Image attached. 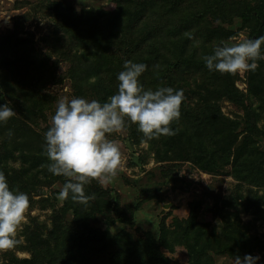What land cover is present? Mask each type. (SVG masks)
I'll return each mask as SVG.
<instances>
[{"label": "trees", "instance_id": "1", "mask_svg": "<svg viewBox=\"0 0 264 264\" xmlns=\"http://www.w3.org/2000/svg\"><path fill=\"white\" fill-rule=\"evenodd\" d=\"M115 1L120 9L104 13L86 6L79 12L64 1L48 0L46 8L53 11L56 25L44 36V41L52 53L28 47V39H21L26 51L23 58L27 61L23 67L30 74L25 86L19 82L17 74L21 58L4 61L11 79L0 78V104L8 103L14 115L0 122L3 135L0 168L10 188L27 193L30 203L41 189L59 181L64 184L69 179L53 175L47 168L49 161L43 145L49 126L41 128L40 125L48 114L54 113L55 104L54 96L44 91V87L66 77L76 97L104 101L117 91V75L123 70L124 61L132 60L147 65L139 77L145 89L171 86L184 92L181 115L170 125L175 134L148 140L158 160L188 159L212 174H220L231 163L238 191L225 208L217 207L222 220L220 232L216 224L198 220L196 207L188 217H175L171 227L162 220L158 237L148 230L140 238L124 229L112 232L110 228L119 220L132 223L140 206L133 208L127 204L131 211L125 212L116 194L99 188L96 183L84 185L85 194L93 196L87 202L90 213L70 196L62 205L58 204L52 192L40 196V206L53 207L54 227L44 236L39 228L32 231L25 226L23 235L31 258H25L24 262L89 264V256L106 253L111 264H171L162 248L174 250L173 243L188 248L190 264H215V254L243 257L262 253L264 240L249 233L248 225L242 222L239 204L244 211H256L264 219V151L255 139L264 137V59L257 60L255 71H248V91L244 92L231 73L209 71L203 56L211 54L215 45L233 34L232 29L214 25L213 20L236 15L250 23L251 36L264 35V0L255 3L248 0L239 3L226 0ZM36 18L37 13H34L24 15L21 20ZM17 26H21L20 20ZM13 39L19 43L18 38ZM261 52L264 53V44ZM52 54H58L69 64L62 76L57 72L58 60L50 63ZM225 98L245 109L242 121L221 111L220 100ZM261 120L263 124L259 125ZM243 121L246 126L240 132L238 127ZM124 127L133 143L144 139L135 123L126 121ZM140 160L145 162L142 156ZM139 163L132 161V164ZM244 186L249 187L248 194ZM105 210L111 212L109 225L104 229L88 227L86 218H92L91 213L105 214ZM71 214H74L73 221L68 220ZM16 263L9 260L0 264Z\"/></svg>", "mask_w": 264, "mask_h": 264}, {"label": "rangeland", "instance_id": "2", "mask_svg": "<svg viewBox=\"0 0 264 264\" xmlns=\"http://www.w3.org/2000/svg\"><path fill=\"white\" fill-rule=\"evenodd\" d=\"M57 1H64L67 4H71L79 9V12L85 6L101 9L104 13L116 12L120 9V6L117 5L115 0ZM226 1H229V3L232 1L237 3L241 2V0ZM248 1L255 3L259 0ZM47 2L48 0H0V78L6 79L8 77V79H11L9 75L10 69L4 61L12 62L20 57L21 62L18 63L19 67L17 68L18 79L23 86L26 85V79H28L30 74L23 67L27 65V61L23 58V53L26 51H24L22 45V38L28 39V47L35 46L44 53L50 51V48L44 41V36L50 30L54 29L53 26L56 25V21L52 17L53 11L46 8ZM34 13H37L36 19L22 22L21 18L24 15H33ZM18 20L21 22L20 27L17 26ZM213 23L216 26L223 25L226 28L232 29L233 34L225 42H234L230 39L232 37H236L237 40L255 38V36H251L252 29L249 25L250 23H245L239 16L235 15L222 20H213ZM22 24L24 25L22 26ZM13 38H18L19 43ZM25 56L30 58L29 54ZM52 56L53 58L50 59V63L52 64V62L58 60L59 67L57 72L62 76L69 64L67 61L61 59V56L58 54H52ZM231 75L236 77V85L238 88L247 92L248 71H238L231 73ZM69 82L70 80L65 77L61 82L50 83L47 87H44V91L54 96L55 108L59 98L76 97L73 87ZM220 108L224 114L231 118H239L241 121L246 113L243 107L226 98L220 100ZM53 114H48L47 120L41 121V128H44L46 125L50 126L51 116ZM243 124L246 126V122L243 121L238 127V131L242 132L245 128ZM258 124L262 125V120ZM1 134L0 143L3 139V135ZM108 138L115 140L120 148L121 160L116 175L105 184L99 183L98 179L95 178H92L93 180L89 179L88 183L91 186H94L96 183L99 188L116 194L125 212L131 211L127 207V204L132 205L133 208L140 206L135 213L132 223L119 220L115 224L110 225L112 232L122 231L124 229L126 232H130L133 237L140 238V236L143 237L150 230L154 231L158 237L160 235L158 226L162 220H165L167 227H171L175 217H188L191 210L196 207L199 221L216 224L218 226V232L221 231L222 220L217 207L225 208L227 202L236 196V192L238 191V180L232 174L231 163L227 164L220 174H212L202 171L188 159L174 157L171 160H158L157 155L151 150L150 143L148 141L142 143V140H138V143H133L128 129L125 127L118 132L108 134ZM128 139L131 141L133 148L128 146ZM255 139L259 141L258 145L261 151H264V137H255ZM135 156L139 157L138 160L141 164H132ZM141 156L145 159V162L140 160ZM63 185L59 181V183L57 182L51 187L41 189L40 194L33 196L25 213V220L17 229L15 238L19 242L11 248L0 249V263L16 260V264H27L24 262V259H30L31 252L27 250L25 244V237L23 235L25 226L28 225L32 231L39 228L44 236L54 227L53 207L42 208L40 206V196H48L54 192L52 194L57 197L58 204L62 205L64 200L58 198V192ZM248 188V186H244L243 188L246 194L249 193ZM245 197L247 196L245 195ZM87 205V203H81V206H86L84 211L90 213L91 208L89 206L87 207ZM262 207L264 208V205ZM229 208L235 210V207ZM239 209L241 210L242 222L246 223L249 227V233L259 236L264 240V219L256 211H244L242 204H239ZM110 213L108 211L106 213V210L105 214L91 213L92 218L85 217L86 222L89 224L88 227L106 228L109 225L108 216ZM73 216L74 214L68 216V220L73 221ZM173 244L174 250L162 248L163 252L171 259V264H190L188 248L182 244ZM252 256L259 257L257 264H264V251L262 253L256 252ZM214 257L215 264H235V257L217 254ZM89 261V264H111L106 253L89 256Z\"/></svg>", "mask_w": 264, "mask_h": 264}, {"label": "clouds", "instance_id": "3", "mask_svg": "<svg viewBox=\"0 0 264 264\" xmlns=\"http://www.w3.org/2000/svg\"><path fill=\"white\" fill-rule=\"evenodd\" d=\"M79 10V9H77ZM221 41L211 54L203 56L209 71L236 73L255 71L257 60L264 59L261 46L264 35L237 40ZM147 65L125 60L117 75V91L106 100L84 97H61L57 101L51 124L44 133L43 145L49 163L48 171L63 175L66 180L58 192L61 200L70 198L86 204L92 196L86 195L84 185L89 178L105 184L116 175L121 153L115 140L108 134L121 130L126 121L137 125L143 133V142L160 135H174L171 123L178 120L183 100V89L171 86L145 89L139 77ZM14 115L8 103L0 104V122ZM29 196L10 188L6 176L0 172V249L11 248L19 241L17 229L25 220ZM235 264H257L258 256H236Z\"/></svg>", "mask_w": 264, "mask_h": 264}, {"label": "water", "instance_id": "4", "mask_svg": "<svg viewBox=\"0 0 264 264\" xmlns=\"http://www.w3.org/2000/svg\"><path fill=\"white\" fill-rule=\"evenodd\" d=\"M243 126H245V124H243ZM127 144H128V146L130 147V148H133V145H132V143H131V141L128 139V141H127ZM139 157L138 156H135L134 157V161L135 162H138L139 163ZM139 164H141V163H139Z\"/></svg>", "mask_w": 264, "mask_h": 264}]
</instances>
